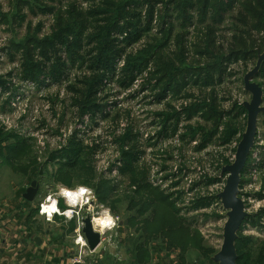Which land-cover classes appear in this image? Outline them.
Listing matches in <instances>:
<instances>
[{
	"label": "rangeland",
	"instance_id": "rangeland-1",
	"mask_svg": "<svg viewBox=\"0 0 264 264\" xmlns=\"http://www.w3.org/2000/svg\"><path fill=\"white\" fill-rule=\"evenodd\" d=\"M92 4L91 0H0V78L12 84L9 94L1 95L0 91V127L15 131L26 141L15 154L13 168L0 165V184L10 187V191L15 185L20 188L18 193L24 194L33 182H37L42 192L38 191L40 195L35 200L40 205L55 183L73 187L86 182L85 176L62 170L59 163L52 160L53 155L76 134L84 141L96 170V178L89 185L97 197L95 203L105 204L114 215L120 216L117 227L106 233L101 248L112 255L108 257V264H214L212 258L223 244L226 211L215 201L210 209L192 210V203L202 199L204 191L199 189L190 194L188 189L201 180L218 179L212 187V195L218 197L227 179L222 175V169L218 170L220 157L231 156V148L226 150L211 145L200 152L198 146L185 141L184 144H168L163 147V152L162 146L149 151L147 137L160 133L169 118L180 114L173 118L171 125L181 116L178 126L181 134H188L189 127L196 129L200 145L209 131L228 120L226 115L236 105L251 101L252 96L245 91L244 77L258 60L220 62L217 73L211 74L209 65L213 62L200 55V51H204V36L196 35L197 27L187 36L184 32L178 37V40L188 42L183 46L188 59L184 69L200 73L201 81L197 85L190 83L182 88V84L176 82L172 87L175 91H166L167 80L158 82L162 76L157 72L159 68L150 66L130 91L124 92L116 86L111 88L106 120L82 119L65 86L54 85L47 79L38 84L26 83L22 65L27 59L38 60L39 49L31 41L36 43L52 37L60 19L65 21L72 10H86ZM41 8L54 11L43 14ZM154 27V38L164 42L163 36L157 35L162 25L155 23ZM223 27H228V23ZM217 37L229 39L231 34L220 33ZM142 46L143 43L137 45L133 51ZM171 51L179 52L174 45ZM77 69L78 66L72 78L79 73ZM223 69L224 73L221 72ZM207 80L213 84L206 85ZM255 82L264 88V73ZM240 121L244 122L243 119ZM258 132L260 138L243 176L242 198L249 217L239 237L253 238L254 250L264 258V116L260 117ZM125 133L138 138L135 148L138 154L143 153L130 172L122 162V152L116 144ZM240 140L233 142L239 145ZM151 179L162 180L165 188L154 186ZM175 181H181L178 189L186 193L183 201L177 204ZM59 206L65 207L63 200ZM84 215L86 213H82ZM38 219L40 225L68 230L69 233H56L55 237L57 240L63 237L62 243L76 251L75 261L81 252V246L73 242L75 217L66 222L63 217L55 216L53 223L43 216ZM92 256L86 247L84 262L94 259Z\"/></svg>",
	"mask_w": 264,
	"mask_h": 264
},
{
	"label": "trees",
	"instance_id": "trees-1",
	"mask_svg": "<svg viewBox=\"0 0 264 264\" xmlns=\"http://www.w3.org/2000/svg\"><path fill=\"white\" fill-rule=\"evenodd\" d=\"M56 1V0H50ZM70 2L71 0H65ZM92 5L86 10L75 9L63 21L59 20L58 30L52 37L43 39L37 44L38 60L23 63V80L26 83L38 84L47 79L57 86H65L66 91L73 98V106L77 115L90 121L106 120L109 113L106 104L112 96L111 88L116 86L122 91H130L139 78L149 67L159 68L162 76L158 82L167 80L166 91L176 82L182 88L190 83L201 81L200 73L194 74L185 66L184 43L178 40L182 34L186 36L190 31L196 35H203L204 51H200L212 61L209 65L211 74L217 73L219 63L230 64L244 61L249 63L258 60L264 53V0H91ZM164 9H161V8ZM164 10V11H163ZM53 9L41 8V13L52 14ZM24 20V18H22ZM228 27H223L224 23ZM159 23L162 28L157 35L163 36L164 42L153 36L154 24ZM229 33V39H219L220 33ZM175 38V41L172 39ZM220 42L221 45H220ZM229 42L225 49L223 46ZM143 43L137 51L134 48ZM174 45L178 53L171 51ZM170 46L169 51L167 48ZM152 64V65H151ZM78 66V74L73 76ZM264 65L259 77L264 73ZM222 73L225 69L221 70ZM189 75H192L190 77ZM10 74L9 77H12ZM213 84L207 80L206 85ZM11 82L0 78L1 95L11 92ZM0 95V96H1ZM169 118L161 128L159 139H173L179 131L180 117L174 125ZM191 116V115H190ZM204 118V115H201ZM219 116V115H218ZM264 116V115H263ZM226 122L219 123L216 130L209 131L197 149L206 150L211 145L226 148L234 140H240L246 127L247 111L243 104H238L226 115ZM210 118L209 120H212ZM218 119V118H217ZM241 119L244 120L240 121ZM247 125V124H246ZM188 134H180L181 142L189 144L198 142L196 129L189 127ZM187 135L189 137H187ZM74 134L59 153L53 155L52 160L59 163L62 170L85 176L83 182L88 186L96 178L93 165L84 141ZM26 141L13 130L0 127V165L13 168L15 154ZM138 138L131 133L122 135L116 144L122 152V162L127 165L128 172L132 171L139 162L135 146ZM157 143H148V147H155ZM62 160L59 162L58 160ZM218 170L229 165L226 157L221 156ZM245 173V171H244ZM244 175V174H243ZM218 179H206V185H213ZM31 182V181H29ZM244 179L241 189L245 186ZM243 197V194H241ZM210 200V201H208ZM180 198L177 199V202ZM220 202L218 197L211 195L192 203V210L198 211ZM176 205H173L175 208ZM179 212L180 209H177ZM243 223L240 232L243 231ZM254 239L239 237L237 241L238 264H264V258L259 257L254 250Z\"/></svg>",
	"mask_w": 264,
	"mask_h": 264
},
{
	"label": "crops",
	"instance_id": "crops-1",
	"mask_svg": "<svg viewBox=\"0 0 264 264\" xmlns=\"http://www.w3.org/2000/svg\"><path fill=\"white\" fill-rule=\"evenodd\" d=\"M12 188L10 191V187L0 184V264H75L76 251L62 243L63 237H55L56 233H69L68 230L40 225V215L35 214L39 213L37 200L28 202L26 193L19 194L20 188L15 185ZM103 246L104 243L93 253L94 259L82 264H108L112 255L101 251ZM109 250L111 253V247Z\"/></svg>",
	"mask_w": 264,
	"mask_h": 264
},
{
	"label": "water",
	"instance_id": "water-1",
	"mask_svg": "<svg viewBox=\"0 0 264 264\" xmlns=\"http://www.w3.org/2000/svg\"><path fill=\"white\" fill-rule=\"evenodd\" d=\"M263 65L264 53L259 55L255 67L244 77L245 91L252 98L250 102L243 104L247 111V125L237 147L235 161L233 164L225 166L222 170V175L227 176V179L223 191L218 195V199L222 208L226 211L227 220L224 226L222 247L212 258L214 264H238L239 256L236 245L239 239V232L243 223L249 217L245 201L241 196V184L244 171L255 148L258 123L260 117L264 115V88L255 82ZM38 191V183L33 182L27 189L24 198L28 202H34ZM85 225L86 227L82 230V233L85 235L90 252L94 253L101 246L102 239L99 233L93 231L90 217L85 220Z\"/></svg>",
	"mask_w": 264,
	"mask_h": 264
},
{
	"label": "clouds",
	"instance_id": "clouds-1",
	"mask_svg": "<svg viewBox=\"0 0 264 264\" xmlns=\"http://www.w3.org/2000/svg\"><path fill=\"white\" fill-rule=\"evenodd\" d=\"M61 200L65 205L63 209L59 206ZM96 200L94 189L87 184L81 183L68 187L58 182L43 197L39 205V215L49 223L54 222L55 216L63 217L66 222L72 221L75 217L73 242L81 246L83 250L87 243L85 235L82 234V230L86 227V219L91 218L92 229L95 233H99L101 238L105 232H112L120 220V216L114 215L110 207L102 203L97 204ZM82 213L86 215L82 216Z\"/></svg>",
	"mask_w": 264,
	"mask_h": 264
},
{
	"label": "built area",
	"instance_id": "built-area-1",
	"mask_svg": "<svg viewBox=\"0 0 264 264\" xmlns=\"http://www.w3.org/2000/svg\"><path fill=\"white\" fill-rule=\"evenodd\" d=\"M160 131H161V129H160ZM159 133H157V134H152V137H147L148 138V143L150 142V143H157L156 144V146L155 147H147V149L149 150V151H153V149H156L157 147H161L162 146V148H161V152H163V147H167V145L169 144V145H172V144H181L180 143V141H179V134L178 135H176L175 136V138H173V139H164V140H160L159 139ZM260 137H259V132H258V135H257V139H256V144H255V147H256V145H257V140L259 139ZM168 142V143H167ZM147 143V144H148ZM192 145L193 146H197L198 145V142H193L192 143ZM227 147H230L231 148V151H230V153H231V156L229 155L228 157H226V159H227V161H228V163H229V165L232 163V162H234L235 161V155H236V150H237V147H238V142H232L231 143V145H229V146H227ZM227 147L225 148H223V149H226L227 150ZM255 149V148H254ZM232 152H234V154H232ZM253 152V151H252ZM158 159H160V158H158ZM249 163V162H248ZM225 166H228V165H224V167ZM248 166V165H247ZM161 172V171H160ZM162 174V173H161ZM154 186H156V187H161L162 189H164L165 188V186H163V183H162V180H158V181H155L154 179H151V181H150ZM172 182V181H171ZM193 183V181L191 182V184ZM212 187H214V184L213 185H211V195H212ZM203 195H205V194H203ZM220 207H221V205H220ZM224 210V209H223ZM106 233L107 232H105L104 233V235L102 236V243H104L105 241H106V237H105V235H106ZM83 234V233H82ZM86 240V239H85ZM86 247L88 248V245H87V243H86V245L84 246V248H83V250H81V252H80V255L78 256V258L74 261V263L75 264H79V263H83L84 262V260H83V257H84V253L86 252ZM89 249V248H88ZM90 251V250H89ZM91 254H93L92 252H90Z\"/></svg>",
	"mask_w": 264,
	"mask_h": 264
},
{
	"label": "flooded vegetation",
	"instance_id": "flooded-vegetation-1",
	"mask_svg": "<svg viewBox=\"0 0 264 264\" xmlns=\"http://www.w3.org/2000/svg\"><path fill=\"white\" fill-rule=\"evenodd\" d=\"M179 134V141L181 144H183V142H181L180 140V134H181V131L179 130L177 132V135ZM193 143V142H192ZM192 143L190 145H192ZM198 146V145H197ZM245 174V173H244ZM177 175V174H176ZM244 176V175H243ZM173 178H176V176H174ZM168 180V179H167ZM206 180V179H205ZM181 185V181H175V183H173V188L176 189V194H177V197L178 199L180 198V201H183L182 198L186 196V193L185 192H181L178 188L180 187ZM158 188H161V187H158ZM203 190L204 191V197L203 199L206 197V199H209L211 197V185H206V181H200L199 183L197 184H194L192 187H190L188 189V192H190V194L194 193L195 191L197 190ZM241 194H242V189H241ZM210 201V200H208ZM177 202V203H179ZM213 205H210L209 207H206L205 209H210Z\"/></svg>",
	"mask_w": 264,
	"mask_h": 264
}]
</instances>
